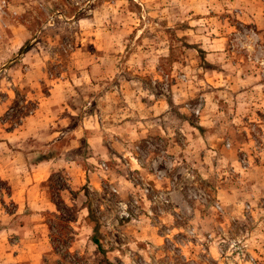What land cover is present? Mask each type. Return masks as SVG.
Returning a JSON list of instances; mask_svg holds the SVG:
<instances>
[{"label":"rangeland","instance_id":"obj_1","mask_svg":"<svg viewBox=\"0 0 264 264\" xmlns=\"http://www.w3.org/2000/svg\"><path fill=\"white\" fill-rule=\"evenodd\" d=\"M41 160L57 264H264V0H0V177Z\"/></svg>","mask_w":264,"mask_h":264},{"label":"crops","instance_id":"obj_2","mask_svg":"<svg viewBox=\"0 0 264 264\" xmlns=\"http://www.w3.org/2000/svg\"><path fill=\"white\" fill-rule=\"evenodd\" d=\"M23 160L25 162L26 159L23 157ZM26 165L25 171L23 170V173L19 175H1L0 177L11 181L10 197L16 206L14 218L17 223L13 231L18 237L15 247L10 249L11 255L4 254L1 263L57 264L59 257L54 253L47 235L49 229L47 217L50 212L57 213V208L51 200L49 190L42 186V182L47 180L56 165L42 160L35 164L26 163ZM79 182L82 183V179ZM83 195V193L77 194V199L80 201ZM64 198L66 199V196ZM77 206L83 213L82 204ZM83 223L82 229H79L80 232L84 229L91 232L92 228L86 225L84 218ZM88 239H90L89 235H78L73 241V249L79 250V247ZM250 241L257 249L256 253L264 258V247L260 248V244L264 242L260 239H250Z\"/></svg>","mask_w":264,"mask_h":264},{"label":"built area","instance_id":"obj_3","mask_svg":"<svg viewBox=\"0 0 264 264\" xmlns=\"http://www.w3.org/2000/svg\"><path fill=\"white\" fill-rule=\"evenodd\" d=\"M247 262L249 264H259L254 258L252 257H247Z\"/></svg>","mask_w":264,"mask_h":264}]
</instances>
